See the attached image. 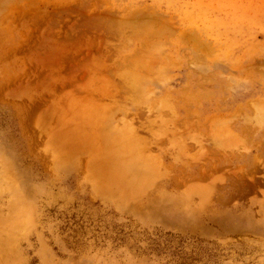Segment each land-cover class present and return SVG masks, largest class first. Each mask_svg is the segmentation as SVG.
I'll use <instances>...</instances> for the list:
<instances>
[{
    "label": "rangeland",
    "instance_id": "1",
    "mask_svg": "<svg viewBox=\"0 0 264 264\" xmlns=\"http://www.w3.org/2000/svg\"><path fill=\"white\" fill-rule=\"evenodd\" d=\"M79 20L106 30L103 120L70 101ZM262 220L264 0H0V264H264Z\"/></svg>",
    "mask_w": 264,
    "mask_h": 264
},
{
    "label": "bare ground",
    "instance_id": "2",
    "mask_svg": "<svg viewBox=\"0 0 264 264\" xmlns=\"http://www.w3.org/2000/svg\"><path fill=\"white\" fill-rule=\"evenodd\" d=\"M78 24L82 25L84 30H79V34H75L76 39L72 43L74 45H76L77 42L84 41V44H85L84 46H87V47L89 46L90 48L86 50L84 56L82 58H80L79 60H77L76 57H70L71 58V64L70 65L71 66H73V65L78 66L79 64H81V65H85V66L90 67V70L88 71V75H87V77H89L90 80L85 82L82 87H78L79 91H83L85 93V96L83 98H81L82 102H80V100H76L77 98L74 97V95H73V97L75 99H71L70 97L69 98H70V101L73 103L75 102V104H80V103L82 104L83 103L85 106H87V109H89V112L86 111V114L90 115L91 117L95 116L99 120H103L104 118H106V115H105L106 112L105 111H106V109L110 108V105H108L107 107L103 106L94 97H96L95 96L96 94H108V91H110L114 88L113 81L108 78L110 75L109 69H111L113 66L111 67L110 64L105 63L107 58L109 60L108 50L104 51L103 50L104 47L103 48L100 46L98 47V44H99L98 38L103 37L101 34H103V32H106V30L105 31L104 30H101V31L92 30V32L90 34H88L87 32H88V29H90V28H88L87 20H84V21L79 20ZM115 33L119 34V32L116 30H115ZM51 36H52V34L47 33V36H46L47 38L45 37V39L50 42V47L48 49L49 51L47 50V52L54 53L53 55H56L58 53L57 56H59L61 61H63L66 58V55L64 54L65 52H63L64 49L62 48L65 43H59V42H55L53 40H50L49 37H51ZM63 41H66V42L70 41L71 42V37L65 36ZM82 51H84V49H82V48L73 49L72 55L73 56L79 55ZM92 51H95V53L94 52L92 53ZM60 52H62V54H60ZM137 52H138V50H136V51L133 50L132 53H130V54H134V53L137 54ZM144 56H146V54L142 55V57L139 54L134 59V61H136V62L133 63L132 67H137L140 69L141 67L146 66V62H145V64H143ZM128 59H129L128 56L123 57L122 62L125 63V61H127ZM139 60L142 61V63H141L142 65L139 63ZM124 63H123V65H124ZM117 66H119V64ZM85 75H86V73H85ZM132 77H134L136 79L135 76H132ZM134 78H132V79H134ZM96 80H99V81L97 82ZM136 80H138V82H140V77ZM62 84H64V83H62ZM142 85H143V83H140V88H142ZM182 90H184V89H182ZM140 92H142V90ZM110 97L114 98V95H111ZM168 101H169L168 99H165L164 105H167ZM178 107H179V105L176 106L175 104L169 105L168 108H170V111L172 110V116L176 115V113H178V111H177ZM181 107L185 108V110L187 109L184 106H181ZM186 114H188V113H186ZM174 124H176L175 121H174ZM184 125L187 127L194 126L192 124V119H189V118L187 120H185ZM195 125H197V122ZM126 128L128 129V131L126 133L127 138L129 137L132 140L137 139L135 133L132 131V129L135 130V128L132 126V124L128 122L126 124ZM117 137H118V139L115 141V143L113 145L120 146L123 143V138H120L119 135ZM150 143H151V141H148V139H146V138L144 140L139 139V144L140 145L142 144L141 146L145 147L147 149L149 148ZM182 143L184 145V142H182ZM116 153H120L122 155L129 156L130 157L129 162H131V163L136 162V158L138 159V161L143 162V159L141 158L143 156L142 152H141L142 156L136 154L135 152L131 153V156L129 154L128 155L123 154V152H119V151H116ZM133 157H135V158H133ZM158 160H160V159L157 156H154V159L151 158L150 162L153 161L154 163H157ZM147 168H151V167L147 166ZM146 181H147V178H144L143 180H138L137 178H132V180H130V182H129V185H131L135 189H141L147 183ZM7 246H8L7 244L5 245V244L0 243V249L1 250L6 248Z\"/></svg>",
    "mask_w": 264,
    "mask_h": 264
},
{
    "label": "crops",
    "instance_id": "3",
    "mask_svg": "<svg viewBox=\"0 0 264 264\" xmlns=\"http://www.w3.org/2000/svg\"><path fill=\"white\" fill-rule=\"evenodd\" d=\"M263 222H262V224H261V226L262 227H264V220H262ZM252 241L253 242H257L260 246V249H262V251L261 252H263L264 253V234H261V235H257L256 237H253L252 238ZM264 256V255H263ZM262 256V257H263Z\"/></svg>",
    "mask_w": 264,
    "mask_h": 264
}]
</instances>
